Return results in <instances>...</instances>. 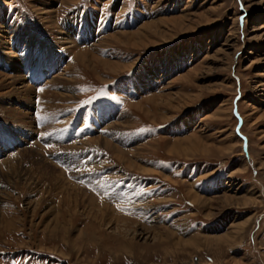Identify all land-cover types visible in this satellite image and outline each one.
<instances>
[{
    "label": "rangeland",
    "instance_id": "obj_1",
    "mask_svg": "<svg viewBox=\"0 0 264 264\" xmlns=\"http://www.w3.org/2000/svg\"><path fill=\"white\" fill-rule=\"evenodd\" d=\"M261 26L264 0H0L30 94L0 91V264H264Z\"/></svg>",
    "mask_w": 264,
    "mask_h": 264
},
{
    "label": "bare ground",
    "instance_id": "obj_2",
    "mask_svg": "<svg viewBox=\"0 0 264 264\" xmlns=\"http://www.w3.org/2000/svg\"><path fill=\"white\" fill-rule=\"evenodd\" d=\"M180 20V19H179ZM179 20L178 21H176V20H174L175 22H179ZM166 22V21H165ZM164 22V23H165ZM145 27V26H144ZM150 30L152 29V28H154V25H152V26H149L148 27ZM261 32V33H260ZM253 33H255L257 36L258 35H263L264 36V26H261L258 30H256V31H254ZM135 34H133L132 36H134ZM70 36V35H69ZM256 36V37H257ZM259 38V37H258ZM67 41V40H66ZM70 42V41H69ZM69 44V43H68ZM72 44V43H71ZM70 44V45H71ZM10 45H11V43H10ZM33 45V44H32ZM67 45V44H66ZM23 46V45H22ZM20 47V46H19ZM18 47V48H19ZM67 47V46H66ZM69 48V47H68ZM25 49V48H24ZM83 49V48H82ZM74 50H76V49H74ZM18 51V50H17ZM25 51V50H24ZM71 53V52H70ZM74 53H76L75 51H74ZM74 53H73V55H74ZM77 53H78V51H77ZM51 54V53H50ZM15 55V54H14ZM14 55H13V57H14ZM20 55H21V53H20ZM78 57H79V60L84 64V65H86L87 63H89V62H91L92 61V59H94V57L92 56H90V55H88V53H86V52H82V53H80L79 55H78ZM16 58V57H15ZM18 59V58H17ZM101 63H105L106 65H111L112 67H110L111 68V70H115V71H117L118 69H120L119 67H114V65H112V64H110L109 62L107 63V62H102L101 61ZM68 68V67H67ZM67 71V70H66ZM120 72V71H119ZM4 74V73H3ZM3 74H1V72H0V82H1V84H0V91H3L4 89H8L9 87H11L12 85H19V87L17 88V90L15 91V94L14 95H12V96H9L8 98H18V99H23L22 97H25V98H29L30 97V94H29V91H28V89H23L24 87L25 88H27L26 86H23V85H25L24 84V80L23 79H20V77H22V76H20L19 78H14L13 79V81L11 82L10 80H11V77H8V76H5V75H3ZM22 74H24V73H22ZM25 76V75H24ZM18 77V76H17ZM4 79V80H3ZM6 80H7V82H6ZM9 81V82H8ZM5 82H6V85H4L5 84ZM4 83V84H3ZM259 86H261V85H259ZM23 89V90H22ZM67 89V88H66ZM27 91V92H26ZM10 93V92H9ZM11 94V93H10ZM2 96H3V94H1ZM5 95V94H4ZM48 95V92H46V94L44 95L43 94V97L44 98H52V99H55L56 100V98H58V96H57V94H55V93H53V94H51V95H49V96H47ZM7 96V95H6ZM68 98V97H67ZM177 98V97H176ZM51 100V99H50ZM253 115V114H252ZM255 115V114H254ZM256 116V115H255ZM256 125V123L254 122V126ZM195 135V134H194ZM193 135V136H194ZM180 141V140H179ZM186 141V140H185ZM99 142V141H98ZM189 142V141H188ZM178 143V142H177ZM180 143H181V141H180ZM107 144V143H106ZM175 145V144H174ZM110 147V146H109ZM207 147V146H206ZM117 149V148H116ZM173 149V148H172ZM180 149V148H179ZM175 150V149H174ZM1 168V167H0ZM7 173V172H6ZM6 175V174H5ZM84 194H85V196H86V193L84 192ZM64 195V194H63ZM82 195V194H81ZM83 196V195H82ZM76 197V199L74 198L73 200H72V202H74V204H78V203H81V199L82 198H80L81 196H79V195H76L75 196ZM78 198H80V200L78 201ZM198 198L199 197H195V202H198L199 200H198ZM71 200L69 199V200H67V204L68 205H70V203H71ZM82 204H83V200H82ZM90 205L92 204V202H90L89 203ZM73 205V204H72ZM100 206V205H99ZM75 208V207H74ZM100 208V207H99ZM98 210H100V209H98ZM98 213V215H99V217H101V218H99V217H96V216H94V219L96 218L97 220L96 221H99V219H100V222L101 223H106L105 221H106V213L104 212V211H102V210H100V211H98L97 212ZM70 214V213H69ZM74 214V213H73ZM116 219H118V218H116ZM121 219V218H120ZM119 219V220H120ZM109 220V219H108ZM119 220H116V222L117 221H119ZM132 221V220H131ZM111 223V222H110ZM119 223H120V221H119ZM70 229V228H69ZM95 234V233H94Z\"/></svg>",
    "mask_w": 264,
    "mask_h": 264
}]
</instances>
